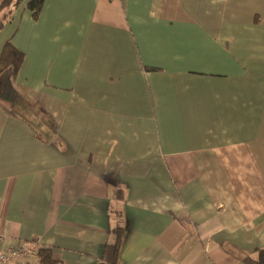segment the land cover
Returning a JSON list of instances; mask_svg holds the SVG:
<instances>
[{"label":"crops","instance_id":"1","mask_svg":"<svg viewBox=\"0 0 264 264\" xmlns=\"http://www.w3.org/2000/svg\"><path fill=\"white\" fill-rule=\"evenodd\" d=\"M26 2L0 11L25 54L0 77V253H38L0 264H97L118 220L117 264H259L264 0Z\"/></svg>","mask_w":264,"mask_h":264},{"label":"trees","instance_id":"2","mask_svg":"<svg viewBox=\"0 0 264 264\" xmlns=\"http://www.w3.org/2000/svg\"><path fill=\"white\" fill-rule=\"evenodd\" d=\"M24 0H4L0 6V11L4 8L9 7V11L5 14L8 18L11 8L13 6L19 5ZM45 0H27L26 7L32 13L33 18L37 19L43 9ZM25 60V54L18 49L11 40H8L1 53H0V77L6 71L10 72V76L15 79L19 73ZM3 87L0 82V92ZM4 97V96H3ZM125 228L121 223V220L117 221L116 226L113 229L114 240L105 245V249L101 260L97 264H117L120 245L124 236ZM41 250L39 253L42 254ZM259 264H264V248L257 250ZM53 263L52 260L44 258L42 261H47Z\"/></svg>","mask_w":264,"mask_h":264},{"label":"built area","instance_id":"3","mask_svg":"<svg viewBox=\"0 0 264 264\" xmlns=\"http://www.w3.org/2000/svg\"><path fill=\"white\" fill-rule=\"evenodd\" d=\"M4 237L5 236L0 229V240H3ZM37 253V249L34 245H31L29 242H23L17 247L8 245L3 248L0 253V260L2 262H10L16 257H34Z\"/></svg>","mask_w":264,"mask_h":264},{"label":"rangeland","instance_id":"4","mask_svg":"<svg viewBox=\"0 0 264 264\" xmlns=\"http://www.w3.org/2000/svg\"><path fill=\"white\" fill-rule=\"evenodd\" d=\"M8 73H10L9 71H6L5 73H3L2 75H1V78L4 80L5 78H6V76H7V74ZM5 74V75H4Z\"/></svg>","mask_w":264,"mask_h":264}]
</instances>
